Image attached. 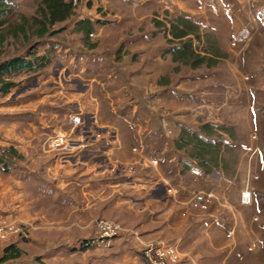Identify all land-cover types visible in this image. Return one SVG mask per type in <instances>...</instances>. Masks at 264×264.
Returning a JSON list of instances; mask_svg holds the SVG:
<instances>
[{
    "label": "crops",
    "instance_id": "0c3cea01",
    "mask_svg": "<svg viewBox=\"0 0 264 264\" xmlns=\"http://www.w3.org/2000/svg\"><path fill=\"white\" fill-rule=\"evenodd\" d=\"M102 1L108 2L110 11L103 9L97 13L94 4L92 16L79 17L69 28L77 37L76 41L63 42L60 48L44 51L40 50L41 46L31 48L30 52L37 55L50 53L51 63L39 70L18 73L25 74V79L31 81L51 82L55 87L53 90L48 86L40 88L37 82L39 87L29 88V92L27 89L19 100L9 103L8 95L15 86L7 93H0V143L12 149L0 156V222L8 220L21 225L25 231L11 234L7 241L0 239V264H117L122 256L129 259V264H152L143 259L133 241L129 242L126 252L118 248L122 247L121 242L129 241L124 234L109 249L85 248L79 243L100 236V230L95 226V220L100 218L119 219L129 225L141 224L139 230L147 236H175L181 226L186 225L182 223V211L186 209L192 213L196 210L194 206L201 205L187 204L192 191L201 189L222 194L226 212L218 216L219 206L214 203L212 212L215 216L210 215L198 222L195 234L209 231L207 245L216 249L223 235L234 228L233 239H228L233 246L222 256H206V263L261 264L256 251L264 254V228L241 215V188L233 187L230 191L219 179L211 180L210 175L219 161L203 156L202 151L183 156L184 147L178 145L182 125L206 134V128L201 126L198 129L197 124L213 122L210 119L215 117L207 110L193 115L187 109L198 103L215 105L214 99L220 96L218 89L212 88L207 75L189 76L186 71L176 72L183 63H193L196 69L200 65L209 66L210 61L215 62L216 56L209 52L203 55L195 47L203 40L199 29L206 26L200 27L193 15H184L182 11L176 15L172 10V25L162 23L163 18L154 11V8H160L158 0L146 5L134 4L132 7L143 11L131 12L129 0ZM122 4L128 8H120ZM162 10L157 9V12ZM227 15L228 19L232 16L242 20L238 15ZM45 16H50L47 10L43 12ZM72 17L74 15L67 14L63 20L58 18L49 25L44 36L37 34V28L35 35L43 39L52 34L53 26H63L72 21ZM179 19L191 25L183 37L175 35L178 27L173 25L183 23ZM236 23L240 25L239 21ZM185 41H190L196 53L192 62L177 57ZM2 43L0 61L12 58L3 57ZM212 52L216 55L218 51ZM197 55L206 57V61L198 65ZM53 75L54 79H51ZM141 98L149 99L148 106L157 115L158 107L171 109L168 118L177 133L170 142L165 140L170 136L160 138L159 150L144 144L146 128L132 122L141 144L134 146L138 151L133 147V154L129 155L117 124L121 119L129 123V110L138 117ZM29 105H32L30 109ZM58 114H62V125L52 123ZM23 115H29L30 121H23ZM72 121H77L78 126ZM216 127L210 129L213 131ZM81 129L86 130L87 140L92 144L88 150L72 155L67 154L70 150L49 151L44 146L52 133L73 132L78 136ZM223 138V135L217 137L221 145L229 144ZM74 140L72 144L77 143ZM149 155L160 156V165L152 166ZM203 181L209 184L204 186ZM169 186L174 187V193L168 192ZM158 192V198L151 196ZM205 207L203 205L202 209ZM140 209H148L142 220L139 219ZM257 225L258 230L254 228ZM261 226L264 227V223ZM192 237L187 236L188 244L194 240ZM8 245H13L14 249L8 252L6 260H1ZM249 247L253 249L249 250ZM17 250L20 253H16ZM36 257H40L39 262L35 261Z\"/></svg>",
    "mask_w": 264,
    "mask_h": 264
},
{
    "label": "rangeland",
    "instance_id": "374dc122",
    "mask_svg": "<svg viewBox=\"0 0 264 264\" xmlns=\"http://www.w3.org/2000/svg\"><path fill=\"white\" fill-rule=\"evenodd\" d=\"M12 1V11L9 15L5 16L7 17L6 23L0 28V35L5 37L2 43L4 58L24 56L26 53H29L34 46L37 48L41 46L40 50L42 49L44 51V49L47 50L48 48H60L61 45H64L63 42L76 41L77 37L73 35L72 30L69 28L74 25V22H76L79 17L88 18L92 16L94 4L97 13L103 9L110 11L107 8L108 2L106 3V1L79 0L78 5L74 6L72 9V15H74V17H72L73 20H70V22L65 23L63 26H53L52 34L41 39L35 35V31L39 27L38 20L44 18L43 11L41 10L43 0ZM95 1L97 2L95 3ZM150 2L152 3V0H129V12H131V10L138 11V9H141L139 7H132L134 4L146 5ZM158 5L160 8H154V11L163 18V20H161L162 23L169 24L170 26L172 25L171 21L174 19L171 13L172 10L176 15H179L178 13L181 11L184 15H193V20L196 23L198 22L200 27L206 26L202 28V30L199 29L200 36H203V40L198 41L200 44H195V47L197 51L203 55L208 54V52L212 53L217 57V62L216 59H214L215 62L210 61L209 66L200 65L199 68L197 67L198 69H195L193 63L191 65L183 63L182 66L177 67L176 72L186 71L189 76L197 74L200 76L207 75L209 81L212 83V88H217L220 96L214 99L215 105H211V103L209 105L198 103L186 109L193 115H199V113L205 110L214 113L215 117H213V119L209 117L207 119L213 121L209 123L211 126L214 127L217 125L216 129L212 131L213 133L205 129L204 131H206V134L202 135L207 139H213V141H216L218 136L223 135V140L227 143L229 141V144L225 146L221 145L218 150L214 151L218 156L219 164L214 168V173H211L210 178L211 180L213 178L219 179L224 187H229L230 191L233 190V187H236L238 190L241 188L242 190L245 186H249L252 190L253 201L251 204L245 205L241 202V199H239L241 203L239 204L240 213L243 218L248 219V221L253 220L255 224L258 223L261 228H264L261 226L264 223V0H158ZM125 6L122 4L120 8L124 9ZM201 6L203 7L201 8ZM117 9L118 8H116V10ZM157 9L163 10L158 13ZM141 11L143 10L141 9ZM227 14H232L233 16L238 15L242 20L238 18H234V20L232 16H230L231 19H228ZM236 21H239L240 25H238ZM20 25L25 26L27 29L28 38L24 37L23 33L17 30ZM176 42L179 43L178 41ZM216 49L218 52H216L217 54L215 55L212 51ZM53 55L55 57L57 56L55 53H53ZM50 75L52 76V73ZM25 78V74L19 73L11 74L6 77V79H10V81L13 80L16 83L11 94L8 95V103L19 100L20 96H23L21 93H24L27 89V92H29V88H32V90L36 88L35 86H37L38 79L34 78L36 81H31L30 78ZM51 79H54V75ZM126 83L128 84V81H126ZM39 84L40 88H45L47 86L51 90L55 88L52 87L51 82L45 83L40 80ZM37 87H39V85ZM25 100L27 101L28 97L25 98ZM57 101L60 102V99L57 98ZM28 103L29 102L25 104ZM148 104V98H141L138 117H134L129 110V123L124 122L122 119L118 121L117 125L122 131L123 138L126 141L124 144L129 151V155L133 154L132 149L134 146L141 144L140 137L132 122L143 124L146 128L143 137L146 146H155L160 150L158 144L161 145L160 142L166 137L167 131L170 133V137H166L167 139L165 140L170 142L172 138L176 136L177 130L173 127V124L168 118L171 109L158 107L157 115L149 108ZM31 106L32 105H29L28 108L30 109ZM55 106H59V104H55ZM170 106L171 108L173 107V105ZM151 107L155 106L151 105ZM119 113H122V111ZM61 115L62 114H58V116L53 119L52 123H55V125H62L64 120ZM222 119L223 124H220ZM23 121H30L29 115H23ZM163 122L164 125H162ZM228 123L230 125H228ZM68 124H70V122H68ZM205 124L207 123L201 125L198 123V129ZM225 126H229V128L226 130L222 129V127ZM185 128L186 127L182 125V129L184 130ZM83 130L86 131L85 129L81 131ZM147 130H150V133H146ZM187 134L191 136L190 133ZM189 135H186L185 138L189 140L190 143L183 145L184 149H182L183 156L185 155L186 157L189 156L190 153H199L200 149H202L200 146H197L196 139H191ZM179 137L182 136L179 135ZM160 138H162V140L158 141ZM209 156L211 155H208V157ZM150 157L151 155H149V158ZM202 184L206 186L209 183L203 181ZM195 191L193 190L192 193ZM232 193L233 192H230V194ZM157 194L154 193V195L152 194L151 196L158 198L160 194L159 192ZM221 195L222 194L218 192H212V196H208L204 200H199L196 196H191L187 200L188 202L186 201L188 206H194L195 203H201V205L194 206V209L197 211H191L192 213H188L189 211L186 209L182 211V223L183 225L186 223V225L181 226V231H178V234L176 233L175 236H147L144 232L139 230L141 224L129 225L119 219H104H110L121 223L123 226L121 235L124 234L125 237H129V241L120 243L122 247L118 248L121 249V251L123 250L126 252L129 250V244H131L129 242L133 241L136 247L139 248L143 259L145 261H150L149 259H155L157 257V250L162 245L167 247L176 243L179 244V260L169 264H207L205 260L206 256H222L224 251L226 253L229 247L233 246V243L228 242V239H233L234 233L229 237L226 232L223 238L218 241V246H215L216 249L207 245L206 240L211 235L209 231L203 230L201 233L198 232L197 235L195 234L198 229L197 225L202 220L208 218L210 215L215 216L212 212L214 203L219 206L218 216L226 212V209H223V207H225V199H223ZM203 205L206 206L204 210L202 209ZM147 210L148 209H140L138 211L140 220L145 218ZM98 220L99 219L95 220V226L100 230L98 227ZM192 222L194 223L192 224ZM258 225L254 228L260 229ZM196 226L197 228L193 229ZM10 235L4 241L9 240ZM188 235L194 237H192L194 240L189 242L191 245L189 246L190 248L187 246ZM216 239L217 237L215 240ZM116 243H118L117 240L111 247H92L91 249H109L115 246ZM150 247H153V250L150 253L151 256L148 257L146 250ZM248 249L252 250L250 247ZM256 253L260 257V263L264 264V254L260 251H256ZM122 257L123 258L118 260L117 264H129V259L124 256ZM169 261L172 260L169 258Z\"/></svg>",
    "mask_w": 264,
    "mask_h": 264
},
{
    "label": "trees",
    "instance_id": "16d2710c",
    "mask_svg": "<svg viewBox=\"0 0 264 264\" xmlns=\"http://www.w3.org/2000/svg\"><path fill=\"white\" fill-rule=\"evenodd\" d=\"M12 0H0V27L4 26L7 20V15L10 14L12 11ZM42 8L41 10L43 12H46V10L49 12V18L45 16V18L38 20V30L37 34L39 36H44L49 31V25L54 24L56 20H63L66 18L67 14H72L73 5L68 1L65 2V0H43L42 1ZM46 15V13H45ZM61 18V19H60ZM182 21L183 23L179 24L182 27H179V25H173L175 28L178 27L177 31L175 32V35L178 37L186 36L188 31L191 29V25L185 22L183 19H179V22ZM173 27V30H174ZM21 33H23L24 37L28 38L27 35V29L25 26L20 25L18 29ZM4 36L0 35V42L4 40ZM195 51L190 44V41H185L182 44V47L179 49V56L183 60L192 61L195 57ZM31 57V58H30ZM206 57H200L198 55V59H196V62H198V65L202 64L206 61ZM52 61V55L48 52L42 55H37L35 52H29L28 56H15L10 59L0 61V93H7L10 91V89L16 84L14 81H10L6 79L7 76L18 73L21 71H33V70H39L41 68L46 67L49 65ZM195 62V63H196ZM210 124L207 123L203 126V128H206L209 130V132H212V129H210ZM226 127V128H225ZM222 127V129L226 130L229 128V126ZM187 133H190L191 136ZM213 133V132H212ZM186 135H189L191 139H196L197 146H200L202 149H200V152L202 151V155H211L209 156L210 160H218V156L215 150H218L221 147V141L216 140L212 141V139L205 138L199 131H193L190 129L185 128L182 131V137L180 139V142H178L180 147H183V145L190 143L189 140L185 138ZM185 140V141H184ZM192 141V140H191ZM181 143V144H180ZM11 149V148H10ZM12 150V149H11ZM208 160L207 162H211ZM1 161V159H0ZM14 249L13 245H8L5 247L4 252L5 254L1 257V260H6L8 258V252ZM16 253H20L19 250L16 251ZM40 257H36L35 261L39 262ZM32 264H39V263H32Z\"/></svg>",
    "mask_w": 264,
    "mask_h": 264
},
{
    "label": "built area",
    "instance_id": "2783aa9c",
    "mask_svg": "<svg viewBox=\"0 0 264 264\" xmlns=\"http://www.w3.org/2000/svg\"><path fill=\"white\" fill-rule=\"evenodd\" d=\"M73 6L78 5L79 0H68ZM203 6H201L202 8ZM94 34H91L93 36ZM73 124L77 127L78 122L72 121ZM82 130V129H81ZM165 132V131H164ZM166 136H170L168 131L166 132ZM74 133H68V132H56L50 134L45 142L44 146L49 151H66L70 150V153L67 154H78L82 151L88 150L91 148V143L89 140H87L86 131H80V134L78 136H74ZM75 139V140H74ZM77 142L76 144H72L71 141ZM9 147L7 145H4L0 143V156H3L9 151ZM135 151H138L137 147H134ZM161 157L158 155H153L149 158V162L152 166H159L161 163ZM168 191L170 193H174V187L169 186ZM240 199L241 202L245 205H249L253 201V194L252 190L249 186H245L240 193ZM192 196H196L199 200H204L208 196H212V192L205 191L203 189L197 190L192 193ZM98 227L100 229V236L99 237H93L88 238L79 243L80 247L85 248H92V247H111L118 237L121 236L123 226L118 221L110 220V219H99L98 220ZM24 231L23 227L21 225H16L11 223L8 220H3L0 222V239L6 240L8 236L12 233H22ZM234 233V228H231L227 231L228 236L230 237ZM253 249L252 247H250ZM179 244L174 243L173 245H169L165 247V245H162L157 250V257L155 259H149L150 263L152 264H169L172 262H177L179 260ZM153 247H150L148 250H146V254L148 257H150V253L152 252ZM170 260L172 261H169Z\"/></svg>",
    "mask_w": 264,
    "mask_h": 264
}]
</instances>
